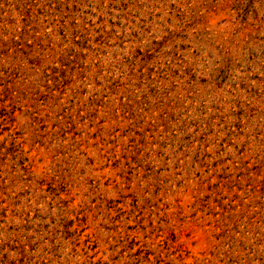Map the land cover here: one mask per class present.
Listing matches in <instances>:
<instances>
[{
	"label": "rangeland",
	"instance_id": "obj_1",
	"mask_svg": "<svg viewBox=\"0 0 264 264\" xmlns=\"http://www.w3.org/2000/svg\"><path fill=\"white\" fill-rule=\"evenodd\" d=\"M0 264H264V0H0Z\"/></svg>",
	"mask_w": 264,
	"mask_h": 264
}]
</instances>
